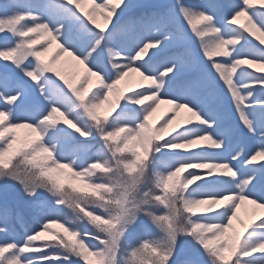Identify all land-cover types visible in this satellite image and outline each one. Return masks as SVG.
I'll list each match as a JSON object with an SVG mask.
<instances>
[{"label": "snow or ice", "instance_id": "6c2138e0", "mask_svg": "<svg viewBox=\"0 0 264 264\" xmlns=\"http://www.w3.org/2000/svg\"><path fill=\"white\" fill-rule=\"evenodd\" d=\"M0 264H264V0H0Z\"/></svg>", "mask_w": 264, "mask_h": 264}, {"label": "rangeland", "instance_id": "374dc122", "mask_svg": "<svg viewBox=\"0 0 264 264\" xmlns=\"http://www.w3.org/2000/svg\"><path fill=\"white\" fill-rule=\"evenodd\" d=\"M85 7H90L89 5H85ZM98 21L102 23V20L100 19V17H97ZM55 51V45H52V47L49 49V52L45 54V58H47L48 56L52 55ZM74 62L71 61L70 57H67L66 54L62 55L57 64L55 65L56 67H60L62 68L63 71H65L66 73H71L73 72L75 69L72 67ZM139 79L138 74L136 73H132L130 74V76L127 78V82H132L134 83L135 81H137ZM125 85L122 84L121 87H124ZM171 110V106L166 104V103H161L159 105V107L157 108V111L153 114L151 121L159 124L162 122V120L164 119L165 115L170 113ZM186 115V113H184L183 111L180 112V116L178 117V120H181L184 116ZM176 123V121H174V124ZM171 127V126H170ZM18 131V135L23 136L25 134L24 129H19ZM62 180L65 179V177L63 175H61L60 177ZM73 183L77 184V186H80L79 181H73ZM250 211V206H243L240 210V214L242 218H246V213ZM84 226V225H81Z\"/></svg>", "mask_w": 264, "mask_h": 264}, {"label": "trees", "instance_id": "16d2710c", "mask_svg": "<svg viewBox=\"0 0 264 264\" xmlns=\"http://www.w3.org/2000/svg\"><path fill=\"white\" fill-rule=\"evenodd\" d=\"M70 218V217H69Z\"/></svg>", "mask_w": 264, "mask_h": 264}]
</instances>
